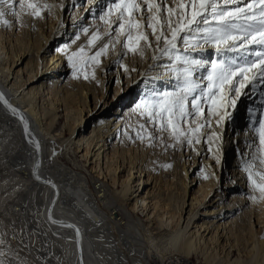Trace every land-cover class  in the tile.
<instances>
[{
	"label": "bare ground",
	"instance_id": "obj_1",
	"mask_svg": "<svg viewBox=\"0 0 264 264\" xmlns=\"http://www.w3.org/2000/svg\"><path fill=\"white\" fill-rule=\"evenodd\" d=\"M112 2L68 0L64 12L48 16L50 32H36L35 41L15 31L14 17L8 31L0 18V264H193L195 255L207 264H264L262 231L254 229L264 222L256 187L264 174V144L248 115L259 101L241 95L231 122L225 119L219 128L213 115L212 128L222 138L189 147L168 182L156 160L132 156L129 148L145 77L148 89L172 90L165 70L154 67L166 62L153 59L155 45L145 48L150 60L144 65L153 63L149 71L143 66L135 74L142 83L138 94L129 78L120 92L117 76L118 88L104 101L102 88L98 97L95 87L70 79L71 57L90 48L81 29L103 32L98 17ZM178 2L169 0V7ZM260 7L253 4L252 10ZM206 51L216 59L213 49ZM116 75L110 74L109 85ZM60 111L66 123L57 128ZM208 113L206 108L204 117ZM253 119L264 121V113ZM60 147L78 171L64 163ZM235 251L240 257L233 262Z\"/></svg>",
	"mask_w": 264,
	"mask_h": 264
},
{
	"label": "snow or ice",
	"instance_id": "obj_2",
	"mask_svg": "<svg viewBox=\"0 0 264 264\" xmlns=\"http://www.w3.org/2000/svg\"><path fill=\"white\" fill-rule=\"evenodd\" d=\"M23 3L24 0H20L21 7ZM257 3L261 6L258 13L252 10ZM5 5L12 7L9 0H0V18L6 16ZM233 5L235 7H228ZM28 7L34 8V5ZM98 19L103 21V32L97 29L88 41V46L96 51L85 55L81 48L79 54L71 57L72 68L79 72L88 65L98 66L100 58L107 55L110 48L115 51L123 37L117 65L127 72L124 57L129 53L143 56L142 42L145 48L155 45L153 51L160 55H154L153 59L166 61L156 67L165 70L164 75L169 77L165 82L172 85V90L148 89V77H145L144 98L135 105L134 111L145 115L149 124L159 123L161 131L171 129L176 142L195 150L201 139L211 142L213 137L222 138L212 128L211 117L215 115L217 128L223 126L225 119L231 122V110L244 95L254 103L259 101L260 107L249 108L248 115L250 123L258 124V128L251 130L259 132L260 143L264 144V121L253 119L257 113H264V0H250L247 4L243 0H179L175 7H169V0H114ZM2 22L11 26L8 20ZM81 32L86 34L88 29L83 28ZM104 35L107 40L97 47ZM249 45L256 47L249 48ZM208 48L213 49L216 59H208ZM253 69L257 71L249 80L248 74ZM164 75L152 80L163 79ZM91 78L95 79V75ZM249 84L248 91L243 92ZM3 99L0 94V100ZM206 107L209 113L204 117ZM144 127L141 125V130ZM137 138H143L140 132ZM248 167L250 165L245 171ZM37 179H40L38 173ZM45 183L55 188L51 181ZM256 187L264 192V187Z\"/></svg>",
	"mask_w": 264,
	"mask_h": 264
},
{
	"label": "rangeland",
	"instance_id": "obj_3",
	"mask_svg": "<svg viewBox=\"0 0 264 264\" xmlns=\"http://www.w3.org/2000/svg\"><path fill=\"white\" fill-rule=\"evenodd\" d=\"M29 4L34 5V8L28 7ZM5 6L7 8L4 9L6 11V16L3 17V18H5L4 20L10 21L11 18L14 17L15 19L14 18L13 19L15 20V25L17 27L15 29V31L17 33H21L22 35L28 34L31 37L30 38L31 41H35L38 39V38H36V35H37L36 32H39L40 34L50 32V29H49L48 24H47L48 16L53 15V17L55 18L54 13L56 14L57 12H60L61 9H62V12H64L68 6V0H24L22 7L20 6V0H15V3L12 5L11 8H9L8 5H5ZM16 8H18V10ZM14 12L17 15L13 14ZM3 26L2 27L4 30L7 29L5 31H8L10 29V26H8L6 24H4ZM85 28L88 29V32L84 35L89 40L91 35L94 34L95 32H93L92 28H90L88 26H86ZM63 38H64V35L58 39L56 44H58L59 42H62ZM39 39L41 40V38H39ZM105 40H107V35H104L103 40L97 42V47H99L100 44L104 43ZM123 42H124V39H123V37H121L120 43L117 44L115 47V51H113L110 48L108 54L105 56H102L100 58V63L98 66L88 65L84 71H79V72L76 69L72 68V66H71L69 68L70 79L72 78L71 81H77V82H80L81 84L83 83V85H85V87H95L96 92H98V97H101V92L103 90L104 91L103 92L104 101L107 99L110 100L113 96L114 89L118 88L117 76H119L121 78V91L120 92L124 91V89L126 87V86H124V82L128 81V78H129V81L133 82V86L135 87V93L134 94L140 93L138 90V87L140 86V84H142L140 82L141 79L140 80L135 79V74H136V76L141 75L143 66L145 67L144 73L148 72L153 63L151 65H147V66L144 65V63L149 62L150 56L145 58L146 57L145 47H144L143 42H142L141 47L144 48V55L143 56H141L139 53H137L135 55H133L132 53H129L126 56L127 62L124 61L125 60V57H124L123 65L126 66L128 68V71H129L128 73L125 72L123 70V68H121L117 65V61H119L121 59V45L123 44ZM84 50H85V55H91L92 53H94L96 51V48L90 47L89 49L84 48ZM159 55H160V53L158 52L157 56H159ZM114 56H116V57L118 56V58L116 59L117 61L114 64H112L111 63L112 59H113L112 57H114ZM77 58H79V56H77ZM160 61H162V60H157V62H160ZM78 67H79V65H78ZM154 67H156V66H154ZM116 69H117V72H116ZM133 69H135V71H133ZM111 73H115L117 75L114 76V82L115 83L109 85L108 82L110 80V74ZM93 74L95 75V79L91 78ZM85 75H88L89 78L85 79L84 78ZM119 87H120V85H119ZM101 88H102V90H101ZM169 91H171V90H169ZM134 98L136 99V97H134ZM140 100L141 99L139 97V99L136 100V104ZM92 103H93V101H92ZM206 108H205L204 114L206 113ZM88 110L91 111L92 107L89 106ZM88 110H86V112H88ZM63 113H64L63 111H60L59 123L57 124V128H61L66 123V117ZM135 123H137L135 125L136 127L134 126L132 132L129 135L131 139L134 138V140L132 141L133 145L131 147H129V148L133 149L132 156H134V153H138L139 156H141L142 159H144L145 161H147V160L150 161L152 159L154 161L156 160L154 162V165L157 166L159 169H161V167H162L161 170L165 174V177L167 178L166 180L168 182L170 180L172 181V175L175 174V172L180 168V166L183 162V159L185 161L184 155H187V149L189 147H185L183 143L176 142L172 138V130L171 129H169L168 131H161L159 123H157L156 125L149 124L145 115L137 114V119H136ZM143 124L145 127L141 130V125H143ZM184 128L186 130L187 126H184ZM138 132H140V135L143 137L142 139L137 138ZM65 134H66L67 138H70V134L68 131H66ZM129 136L126 137L125 140L129 139ZM131 139H129V141H131ZM182 151H183V158L181 157ZM58 152H60L62 154L64 163L69 165L73 170L78 171V170H76L77 167L74 165L75 163L73 161L71 162L69 160V158L64 155L65 154L64 148L60 147ZM191 153H192V151H191ZM76 158H77V162H80V161L83 162L80 158V155H77ZM168 165H171V167H168ZM84 166H87L86 162L84 163ZM82 172L90 179V175L88 174V172H86V170H83ZM259 176H260V178L257 180L258 182H256V185H260L261 187H264V174L261 173V174H259ZM101 181H104V180H101ZM257 191L262 193L261 202H263V210H264V192H261L259 190V188H257ZM254 229H255V231H258V230L262 231L261 237L264 239V222L262 224H260V226L255 225ZM249 244H251V241L249 243H247L246 246H248ZM51 254L54 255V251H51ZM239 257H240L239 253L237 251H235L231 255V260L234 262ZM242 259L244 262H245V260H247V258L245 256ZM119 261L121 264L122 261L121 260H119ZM168 261L166 262V264H168ZM192 261H193L192 262L193 264H207L201 257H198L197 255L193 256ZM126 262L129 264V260H127Z\"/></svg>",
	"mask_w": 264,
	"mask_h": 264
},
{
	"label": "water",
	"instance_id": "obj_4",
	"mask_svg": "<svg viewBox=\"0 0 264 264\" xmlns=\"http://www.w3.org/2000/svg\"><path fill=\"white\" fill-rule=\"evenodd\" d=\"M80 255H81V252H80Z\"/></svg>",
	"mask_w": 264,
	"mask_h": 264
}]
</instances>
